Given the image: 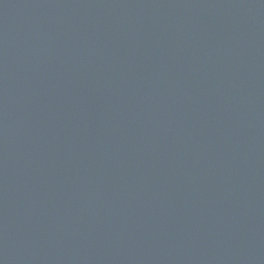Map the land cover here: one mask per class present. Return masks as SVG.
<instances>
[{
  "label": "water",
  "instance_id": "water-1",
  "mask_svg": "<svg viewBox=\"0 0 264 264\" xmlns=\"http://www.w3.org/2000/svg\"><path fill=\"white\" fill-rule=\"evenodd\" d=\"M0 264H264V0H0Z\"/></svg>",
  "mask_w": 264,
  "mask_h": 264
}]
</instances>
